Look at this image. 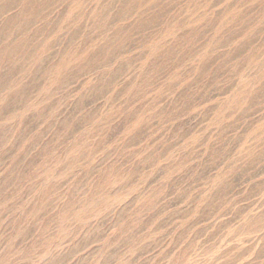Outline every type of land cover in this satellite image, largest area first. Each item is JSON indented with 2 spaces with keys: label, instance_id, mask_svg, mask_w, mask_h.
<instances>
[{
  "label": "rangeland",
  "instance_id": "1",
  "mask_svg": "<svg viewBox=\"0 0 264 264\" xmlns=\"http://www.w3.org/2000/svg\"><path fill=\"white\" fill-rule=\"evenodd\" d=\"M0 264H264V0H0Z\"/></svg>",
  "mask_w": 264,
  "mask_h": 264
}]
</instances>
